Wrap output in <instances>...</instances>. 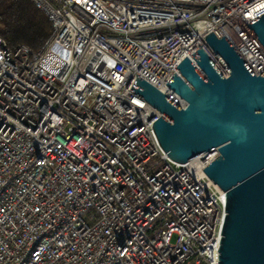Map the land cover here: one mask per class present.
I'll list each match as a JSON object with an SVG mask.
<instances>
[{
  "label": "built area",
  "instance_id": "1",
  "mask_svg": "<svg viewBox=\"0 0 264 264\" xmlns=\"http://www.w3.org/2000/svg\"><path fill=\"white\" fill-rule=\"evenodd\" d=\"M31 1L43 44L0 37V264H218L225 193L202 170L217 153L171 160L130 88L137 72L181 106L165 83L199 43L226 76L210 31L260 73L247 23L264 0Z\"/></svg>",
  "mask_w": 264,
  "mask_h": 264
},
{
  "label": "water",
  "instance_id": "2",
  "mask_svg": "<svg viewBox=\"0 0 264 264\" xmlns=\"http://www.w3.org/2000/svg\"><path fill=\"white\" fill-rule=\"evenodd\" d=\"M247 28L264 48V12ZM204 39L226 76L199 43L190 54L195 65L185 56L165 83L181 106L137 72L140 88L130 89L160 112L151 126L171 160L216 151L202 170L225 193L218 264H264V70L255 74L223 35L210 31Z\"/></svg>",
  "mask_w": 264,
  "mask_h": 264
},
{
  "label": "trees",
  "instance_id": "3",
  "mask_svg": "<svg viewBox=\"0 0 264 264\" xmlns=\"http://www.w3.org/2000/svg\"><path fill=\"white\" fill-rule=\"evenodd\" d=\"M50 31L47 16L31 0H0V37L9 47L37 50Z\"/></svg>",
  "mask_w": 264,
  "mask_h": 264
}]
</instances>
